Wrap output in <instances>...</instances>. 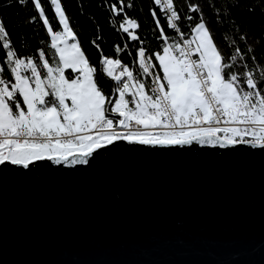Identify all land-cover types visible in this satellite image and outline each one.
<instances>
[{"label":"water","instance_id":"95a60500","mask_svg":"<svg viewBox=\"0 0 264 264\" xmlns=\"http://www.w3.org/2000/svg\"><path fill=\"white\" fill-rule=\"evenodd\" d=\"M0 165V264H264V149L118 141Z\"/></svg>","mask_w":264,"mask_h":264},{"label":"snow or ice","instance_id":"6c2138e0","mask_svg":"<svg viewBox=\"0 0 264 264\" xmlns=\"http://www.w3.org/2000/svg\"><path fill=\"white\" fill-rule=\"evenodd\" d=\"M18 2L26 4L27 0ZM33 3L41 9L39 0ZM51 3L63 33L54 31L43 10L40 18L48 28L51 48L59 57L55 67L50 66L43 51L38 62L17 56L0 21V42L6 50L4 62L15 80L10 83L0 76V165L28 169L42 161L65 166L86 164L95 152L118 141L154 147L195 142L222 149L249 144L264 149V90L258 88L257 78L247 64L241 72L234 70L238 58L244 60L241 50L237 48L234 54L225 56L203 19L191 27L190 39L181 34L180 42L174 44L167 43L160 22L156 21L166 43L163 54H155L163 76L151 71L152 61L143 48L136 54L142 74L152 76L151 85L139 80L120 59L102 56V72L115 82L113 94L118 93V98L114 99L94 79L98 69L90 66L78 42L67 43L68 39L76 40V36L58 0ZM155 3L169 13L167 26L180 32L176 25L180 17L173 0ZM110 10L114 16H122L112 23L137 40L132 30L139 25L122 15L123 0L119 6L110 5ZM189 11L200 9L189 5ZM116 51L121 49L117 47ZM39 64L44 73L38 69ZM65 69L77 73L75 78L66 75ZM3 71L0 68V73ZM260 72V79L264 80V68ZM69 160L71 165L66 163Z\"/></svg>","mask_w":264,"mask_h":264},{"label":"trees","instance_id":"16d2710c","mask_svg":"<svg viewBox=\"0 0 264 264\" xmlns=\"http://www.w3.org/2000/svg\"><path fill=\"white\" fill-rule=\"evenodd\" d=\"M67 18L69 27L76 36V43L86 55L90 66L98 69L94 79L104 92L115 99L113 88L115 82L102 72L101 57L120 59L122 65L129 67L134 75L143 82L144 75L137 63V52L143 48L152 61L151 71L161 74L155 54H161L166 46L165 39L160 37L164 30L168 44L180 42L181 34L191 38V27L201 19L206 23L215 42L225 56H230L239 48L244 60H237L234 69L237 72L248 69L257 78L258 88L264 90V80H261L260 69L264 68V0H173L174 9L180 19L176 21L177 32L167 26V20L160 12L155 0H123L124 14L137 21L139 27L134 29L138 36L132 40L118 28L113 20H120L110 10V5H120L121 0H58ZM41 9H36L33 0L21 4L18 0H0V21L3 22L11 41V47L22 59L32 58L39 61V54L44 52L50 66L55 67L59 57L51 48V37L44 21L40 18V10L49 19L54 31H60L61 25L54 12L51 0H39ZM131 5V6H128ZM189 5H197L199 12H190ZM153 13L156 14L155 18ZM192 16V20L187 17ZM35 18V19H33ZM159 20L161 28L157 27ZM98 46V47H97ZM119 47L121 51L117 53ZM251 49V51H249ZM6 50L0 42V73L6 80L13 82L11 71L4 61ZM38 69L44 73L42 64ZM24 73L29 74L25 70ZM67 75L74 77L71 70ZM146 83V82H145ZM246 87V85H245ZM22 102V101H21ZM223 135V134H220Z\"/></svg>","mask_w":264,"mask_h":264},{"label":"built area","instance_id":"2783aa9c","mask_svg":"<svg viewBox=\"0 0 264 264\" xmlns=\"http://www.w3.org/2000/svg\"><path fill=\"white\" fill-rule=\"evenodd\" d=\"M159 6V5H158ZM159 8H160V12H161V14H162V16L164 17V18H166V20H167V16L169 15V13H166L165 11H163L162 9H161V7L159 6ZM146 57H147V55H146ZM148 58V57H147ZM195 58V57H194ZM137 62H138V64H139V58L137 57ZM156 74H158V75H160L159 73H157L156 72ZM144 78H145V80H146V83L147 84H149V85H151L152 84V76L151 75H144ZM126 79V78H125ZM115 98H118V93H116L115 94ZM110 118H112V119H118V117L117 116H111ZM246 139H248L247 137H246Z\"/></svg>","mask_w":264,"mask_h":264},{"label":"rangeland","instance_id":"374dc122","mask_svg":"<svg viewBox=\"0 0 264 264\" xmlns=\"http://www.w3.org/2000/svg\"><path fill=\"white\" fill-rule=\"evenodd\" d=\"M52 6H53V9H54V12H55V14H56V10H55V6L52 4ZM62 9V8H61ZM63 11V10H62ZM57 16V15H56ZM57 18H58V20H59V17L57 16ZM61 25V24H60ZM48 29V28H47ZM63 31H64V28H63V25H61V30H60V32L61 33H63ZM51 43H52V41H51ZM67 43L69 44V45H71V44H73V43H76V41L75 40H72V39H68L67 40ZM61 46H63V45H61ZM67 70H71V69H65V74H66V71ZM24 72H25V70H24ZM161 72H162V70H161ZM25 75H29L30 76V72H29V74H27V73H24ZM67 75V74H66ZM77 75V73H75V75H74V77L73 78H75V76ZM162 76H163V72H162ZM10 83H15V80L13 79V82H10ZM69 103H70V101H69Z\"/></svg>","mask_w":264,"mask_h":264},{"label":"crops","instance_id":"0c3cea01","mask_svg":"<svg viewBox=\"0 0 264 264\" xmlns=\"http://www.w3.org/2000/svg\"><path fill=\"white\" fill-rule=\"evenodd\" d=\"M163 54V52L161 53V55ZM158 62V61H157ZM158 64H159V62H158Z\"/></svg>","mask_w":264,"mask_h":264}]
</instances>
